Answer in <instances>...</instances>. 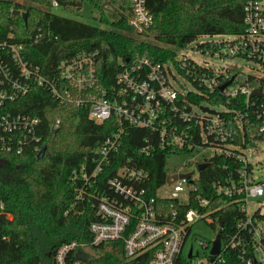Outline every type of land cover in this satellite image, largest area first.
I'll list each match as a JSON object with an SVG mask.
<instances>
[{
	"label": "built area",
	"instance_id": "1",
	"mask_svg": "<svg viewBox=\"0 0 264 264\" xmlns=\"http://www.w3.org/2000/svg\"><path fill=\"white\" fill-rule=\"evenodd\" d=\"M147 1L132 0L130 25L137 35L145 34L154 23ZM56 8L59 3L54 0L52 9ZM244 25L243 35L221 42L204 41L218 47L213 54L200 51L197 43L192 47L193 54L200 53L212 59L234 57L250 62L253 66L249 74L241 73L264 84V0L246 1ZM177 60L182 68L204 66L213 76H193L189 80L170 62L160 64L137 57L129 64L123 63L115 82L104 86L97 75L95 52L64 59L54 77H49L39 65L27 60L21 42H0L1 155L18 157L28 150L39 154L44 148L39 133L40 120L17 111L18 102L37 87L47 88L60 103L86 109L94 123L112 120L116 127L92 156L70 175L74 204L87 205L95 217L89 225L91 239L63 244L55 255V264H95L98 258L107 261L102 264H178L181 257L193 264H264V164L254 163L249 153L264 142L253 141L247 147L230 145L231 149L216 145L215 142L226 143L230 134L224 129L220 112L210 105L188 108L181 103L185 94L197 92L194 87L197 81L207 86L210 94L218 88L227 100L243 95L247 102L253 98L254 90L264 93V87L254 88L237 79L225 82L230 69L215 68L208 61L199 63L190 53L178 52ZM179 76L191 84V90L175 87V83L180 84L176 80ZM223 85L225 88L221 90ZM202 107L217 114L203 112ZM242 120L243 117L238 118L236 125L242 127ZM197 128L208 147L195 145ZM130 129L151 132L137 156L151 157L158 151L165 152L167 177L155 194L149 191L152 180L149 171L138 167L133 158H120ZM260 131L264 132V126ZM201 150L210 151L205 158L226 155L240 163L237 179L230 176L225 182L214 183L217 193L230 204H236L240 213L234 232L224 241L220 232L217 255H212L211 249L219 233L216 228L223 230V227L212 217L215 210L209 209L212 201L195 194V182L201 172L198 165L206 163L205 158L200 159ZM175 161L183 163L170 171ZM182 174L191 176L180 178ZM170 176L178 178L168 183ZM5 208L0 199V215L6 213ZM206 226L214 232L210 239L195 233V228L203 231Z\"/></svg>",
	"mask_w": 264,
	"mask_h": 264
},
{
	"label": "trees",
	"instance_id": "2",
	"mask_svg": "<svg viewBox=\"0 0 264 264\" xmlns=\"http://www.w3.org/2000/svg\"><path fill=\"white\" fill-rule=\"evenodd\" d=\"M53 1L0 0V42H21L27 60L39 65L49 77H54L64 59L94 52L97 53V75L104 86L115 82L123 63L129 64L137 57L160 64L170 62L189 80L193 76L212 77L211 70L204 66L182 68L175 49L197 43L200 51L213 54L218 47L212 42L201 43L204 37L245 33L247 0H148L147 7L154 18L153 25L144 34L149 40L141 39L130 25L132 0H109L114 7V20L108 18L101 0H56L60 8L71 11H79L90 3L99 9L100 22L108 29L53 13ZM228 72L229 79L225 82L237 79L254 88L264 87L250 75L231 69ZM194 87L197 92L185 94L182 105L188 108L210 105L220 112L224 129L230 131L227 142H215L216 145L231 149L230 145L247 147L253 141L264 142V132L260 131L264 126V98L255 96L247 102L245 96L238 95L227 100L218 88L210 94L207 86L199 81L194 82ZM18 105V112L40 120L39 133L46 151L40 159L38 153L30 150L18 157L0 154V199L6 207V213L0 215V264H55V255L63 244L91 239L89 225L95 217L87 205L74 204L70 175L116 127L112 120L94 123L86 109L60 103L44 87L33 89ZM240 117H243L242 127L236 125ZM150 135L147 129H130L120 158H133L138 167L149 171L152 179L149 191L155 194L167 177L165 152L158 151L151 157L137 156ZM194 135L195 145L208 147L199 128ZM210 141L214 142L213 138ZM205 162L209 165L195 182V194L212 201L209 209H215L212 217L216 224L220 220L223 223V230L217 227L216 232H221L224 241L234 232L240 213L236 204H230L217 193L214 183L225 182L230 176L237 179L240 163L226 155L205 158ZM94 262L107 261L98 258ZM178 264L193 263L181 257Z\"/></svg>",
	"mask_w": 264,
	"mask_h": 264
},
{
	"label": "rangeland",
	"instance_id": "3",
	"mask_svg": "<svg viewBox=\"0 0 264 264\" xmlns=\"http://www.w3.org/2000/svg\"><path fill=\"white\" fill-rule=\"evenodd\" d=\"M101 1L104 4L106 1H109V0H101ZM103 4H102V6H103ZM104 9H106L107 16L110 20H114L116 18L115 11L111 10L109 5H106V7H104ZM53 13L60 15V16H63V17H66V18H69V19L81 21V22H84V23H87L90 25H95V26H98L101 28H106V29L109 28L107 25L102 24L100 22L101 12L99 11L98 8H95L90 3H86L84 5V7L79 11H77V10H73V11L64 10V9L59 7V8L54 9ZM139 37L141 39H144V40H149V38L144 36V34L140 35ZM232 37L233 36H223V37L222 36H215V37H209L208 36V37H204L202 39L203 40L202 42H204V41L221 42L222 40H229ZM156 44L165 47V45H163L161 43H156ZM193 45L194 44H191V45L187 46L185 49H181V48L177 49L176 48L175 51L177 54H178V52L190 53L191 55H193L196 58V60L199 63H204L203 61H208V62H210V64L212 63L215 66V68H218V69L228 68L231 70H235L238 72H243L245 74H249V69H250V67L253 66L250 62H247V61L239 59V58L229 57V58H224V59H222V58L212 59V58H208L207 55L205 56V55L200 54V53L193 54V51H192ZM166 47L171 48L170 46H166ZM176 80H178V82H180V84H181V86H180V84L175 83V87L178 90H181L182 87H186V89H189V90L192 89L191 84H189L187 81H185L182 77H180V76L176 77ZM250 152L252 153L251 160L254 163L260 162V163L264 164V143H260L258 145L257 150H255V151L250 150L249 153ZM209 155H210L209 150H201L200 159L203 160L205 158V156H209ZM182 163H183V161L172 162L171 166L169 167L170 171L176 170V168H178L177 166H181ZM206 227L207 228L203 229V231H201L198 228H195V233L200 234V237L210 239V238H212L214 232H213V229L210 228L209 226H206ZM197 250H199V249L196 248V251ZM201 255H203V251H201Z\"/></svg>",
	"mask_w": 264,
	"mask_h": 264
},
{
	"label": "water",
	"instance_id": "4",
	"mask_svg": "<svg viewBox=\"0 0 264 264\" xmlns=\"http://www.w3.org/2000/svg\"><path fill=\"white\" fill-rule=\"evenodd\" d=\"M106 5H109V7L111 8V10H113L114 11V7H113V5H111L110 4V2L109 1H106L104 4H103V8L104 7H106ZM26 19H27V14L25 13L24 14V20L26 21ZM225 88V85H223V86H221V90H223ZM256 95H259V96H264V93H262L259 89H256V90H254V92L252 93V95H251V98L252 97H254V96H256ZM202 109V111L203 112H207V113H211V114H214V115H216L217 114V112L216 111H214V110H210V108H208V107H202L201 108ZM57 130H54V132H56ZM45 151H46V148L44 147V148H42L41 150H40V152H39V154H38V158L40 159V158H42L44 155H45ZM3 162V161H2ZM1 165H2V163H1ZM208 165L209 164H207V163H202V164H199L198 165V170L199 171H202V170H204V169H206L207 167H208ZM191 176V174H182L181 176H179L180 178H189ZM177 178H178V176H170V177H168V179H167V182L168 183H172V182H174V181H176L177 180ZM219 223H220V227H223V223H222V221L220 220L219 221ZM220 245H221V236H220V232L217 234V236H216V240L214 241V244H213V247H212V249H211V254L212 255H217L218 253H219V251H220ZM189 258H191V254L189 255Z\"/></svg>",
	"mask_w": 264,
	"mask_h": 264
}]
</instances>
